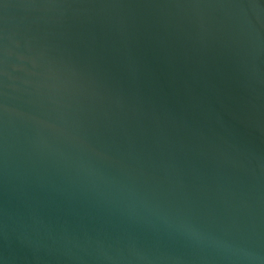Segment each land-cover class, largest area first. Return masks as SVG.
Segmentation results:
<instances>
[{"label":"water","instance_id":"obj_1","mask_svg":"<svg viewBox=\"0 0 264 264\" xmlns=\"http://www.w3.org/2000/svg\"><path fill=\"white\" fill-rule=\"evenodd\" d=\"M0 264H264V0H0Z\"/></svg>","mask_w":264,"mask_h":264}]
</instances>
